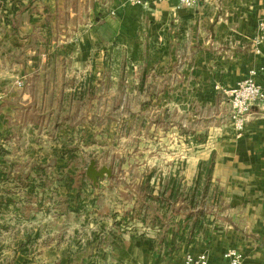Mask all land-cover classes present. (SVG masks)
Instances as JSON below:
<instances>
[{"label":"rangeland","instance_id":"374dc122","mask_svg":"<svg viewBox=\"0 0 264 264\" xmlns=\"http://www.w3.org/2000/svg\"><path fill=\"white\" fill-rule=\"evenodd\" d=\"M6 12V4H0V21L10 15ZM40 38L46 51L41 69L26 75L15 69L20 66L17 56L0 78V109L7 95H30L15 110H26L22 116L28 127L15 113L23 128L11 137L16 140L10 142V160L0 159V199L7 202L0 207V262L129 264L140 239L155 237L160 251L175 231L181 248L170 258L187 255L189 229H184L194 219L187 223L185 217L199 212L205 219L197 239L210 241L219 207L226 202L213 177L210 191L204 198L199 193L195 206L189 203L192 193H180L176 203L167 205L168 196L161 192L172 176L181 180L185 192L194 187L198 174L187 180L188 161L198 159L204 150L198 144L207 143L212 131L229 124L225 89L190 101L185 92L169 94L171 82L180 80H168V55L157 57L148 45L110 49L101 73L94 68L69 71L71 61L57 50L48 53L49 41ZM91 161L113 171L97 187L87 177ZM80 174L86 178L82 184ZM67 175L77 177L70 203L79 213L63 202L69 193L59 181ZM79 186L81 206L75 198ZM137 217L145 218V224ZM29 237V255L17 254Z\"/></svg>","mask_w":264,"mask_h":264},{"label":"crops","instance_id":"0c3cea01","mask_svg":"<svg viewBox=\"0 0 264 264\" xmlns=\"http://www.w3.org/2000/svg\"><path fill=\"white\" fill-rule=\"evenodd\" d=\"M20 5L23 10L14 17L10 12L13 1L7 0L10 21H0V78L18 57L20 66L15 69L26 75L30 69H41L46 51L40 37L48 41L50 26L53 34L48 47L52 50L47 52L57 50L58 56L71 61L66 65L69 71L86 73L94 68L101 73L110 49L148 45L155 47L157 57L165 60L168 55V80H180L171 82V95L185 92L192 96L187 101L204 98L206 91L213 96L220 88L235 87L251 71L257 73L255 81L264 89V45L261 54L253 45L264 19V0H200L191 9L179 8L177 0L151 2L148 8L130 5L128 0H20ZM63 16L66 22L61 23ZM29 98L28 93L4 97L0 159L10 160V142L16 140L11 137L23 128L17 124L15 110ZM22 110L18 113L27 126L22 116L26 110ZM198 145L204 150L195 162L188 161L186 178L195 179L199 164L213 159V181L226 193V202L212 225L213 238L197 239L187 254L205 253L211 264H226L225 252L237 249L244 255L243 264H264V104L252 107L241 139L235 138L229 122L212 131L207 143ZM154 238L136 242V255L129 264L154 263ZM185 256L179 252L162 264H183Z\"/></svg>","mask_w":264,"mask_h":264},{"label":"trees","instance_id":"16d2710c","mask_svg":"<svg viewBox=\"0 0 264 264\" xmlns=\"http://www.w3.org/2000/svg\"><path fill=\"white\" fill-rule=\"evenodd\" d=\"M6 1L7 0H2V1H0V4L4 5V7H5ZM12 1H13V6H12L10 12H12V15L15 17L18 13L19 8L22 7V5H20V0H12ZM7 16L3 17L5 22L10 21V19L6 18ZM65 19H66V16H63L61 18V23L66 22ZM51 28L52 27L49 26V29H48V33H49L48 41L49 42H48V44H50V42H51L50 38L52 37L51 35L53 34L52 33L53 31L51 30ZM37 59L38 58H36V60ZM213 171H214V160L213 159H211L209 163H206V164L201 163L199 166L198 178L195 181L194 187L187 190L186 192L184 191V186H183L181 180L177 179V177H174V176L170 177L167 185L163 188V190L161 192L162 195L168 196L167 199L165 200L166 204L171 205V203H173V204H174V202L176 203V201L179 199L180 193H192L191 197L189 199L190 200L189 203L191 205L195 206L196 199H197L199 193H201V196L204 198L205 194H207L210 191V187L212 184L211 182H212V177H213ZM79 176L81 178L79 182H81V184H82V182H84V180L86 178L82 174H80ZM202 178H205V181L203 183H202ZM149 180H150V177L147 179V182H149ZM59 182L61 184V187L65 188L67 193H69V197H67L63 201L64 204L65 205L67 204V207L70 210H72V212L79 213L80 208H73L71 206V203H70V200L73 196L72 193L75 190L74 185H75V183H77V177L67 175L64 178H61ZM81 189H82V187L79 186L78 187L79 192L75 196V198L78 200V204H80V206L82 203V201H81V199H82ZM217 189H218V187H217ZM150 193H152V191ZM150 198H152V197H150ZM6 204H7L6 201L0 199V207L3 205H6ZM168 207L165 211H168ZM137 218H138V220H142V222H144V224H145V222H146L145 218L144 219H141V217H137ZM185 218H186L187 223L194 219L193 226L190 228L184 229V230L189 229L187 241L185 244V249H187L196 243L198 236L201 234L202 230L200 229L201 228L200 224H202V221H204L205 214L203 212H199L198 214H195V215L188 214V215H186ZM159 219H161V218L159 217ZM153 224H155V223H153ZM178 237L181 238L179 232L175 231L174 236H173L170 244H168L167 241H163L165 245H164L163 249L156 252L153 264H162L164 261L169 259L176 251H178L181 248V246L177 245L176 239ZM27 241L28 242L19 245V251L17 252V254L20 253L21 255H23L25 257L29 255V249L27 247V244L32 242L31 237H29V240H27ZM30 262L31 261L26 260L23 263H21L17 260V258H14L12 261H4V262H0V264H30Z\"/></svg>","mask_w":264,"mask_h":264},{"label":"built area","instance_id":"2783aa9c","mask_svg":"<svg viewBox=\"0 0 264 264\" xmlns=\"http://www.w3.org/2000/svg\"><path fill=\"white\" fill-rule=\"evenodd\" d=\"M164 0H128V4L148 8L151 2L161 3ZM200 0H177L179 8L191 9L195 7ZM254 51L257 54L262 53L264 45V19L258 25V36L253 42ZM257 73L250 72V76L239 82L235 87L225 89L230 112L229 122L234 130L236 139H241L247 128L248 120L252 107L257 104H264V89L255 81ZM18 88L23 87V83L17 84ZM226 264H243L244 255L237 249H229L224 254ZM183 264H211L209 256L205 253L193 255L188 253Z\"/></svg>","mask_w":264,"mask_h":264},{"label":"water","instance_id":"95a60500","mask_svg":"<svg viewBox=\"0 0 264 264\" xmlns=\"http://www.w3.org/2000/svg\"><path fill=\"white\" fill-rule=\"evenodd\" d=\"M112 176L113 171L111 168L103 167L99 169L95 161H91L87 169V177L92 181L95 187L98 186L100 180H103L105 177L111 178Z\"/></svg>","mask_w":264,"mask_h":264}]
</instances>
